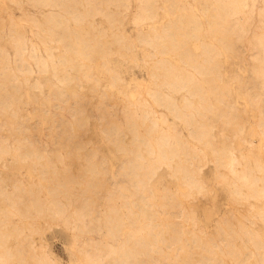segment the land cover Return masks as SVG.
<instances>
[{
    "label": "bare ground",
    "instance_id": "6f19581e",
    "mask_svg": "<svg viewBox=\"0 0 264 264\" xmlns=\"http://www.w3.org/2000/svg\"><path fill=\"white\" fill-rule=\"evenodd\" d=\"M10 1L19 5L21 16L17 18L5 8L8 31H0V40L14 48L10 54L0 41V227H8L12 216L32 221L42 218L49 226L62 223L74 239L77 264H264V236L255 227L258 219H264V207H255L264 200V152L251 138L253 133L264 136V27L255 28L245 37L254 7L249 10L247 0H207L213 10L208 32L214 40L207 42L199 38L202 23L192 9L182 16L177 0H164L170 16L158 28L151 27L152 35L138 30V39L156 49L145 58L161 77L158 85L165 87L147 90L153 98L150 103L142 95L115 92L122 77L107 58L113 53L112 43L132 47L129 37L114 29L120 16L112 6L127 0ZM24 2L29 7L23 6ZM207 6L205 3L203 11ZM154 13L151 0H140L133 22H143ZM68 14L77 24L100 14L110 24L100 29L104 34L110 29L111 40L94 42L91 32L85 34L68 24ZM257 14L258 20L264 19V7ZM4 18L1 16L2 21ZM20 20L39 27L41 32L32 28L27 33ZM239 39L246 45H237ZM194 40L200 50L191 47ZM39 42L53 63L58 59L75 70L74 75L65 71L62 82L80 81L81 75L92 79L95 89L101 87L93 109L86 96L55 88V99L67 102V106L71 100L69 117L57 113L52 120L61 143L68 148L65 154L47 149L35 134L17 138L1 132L7 115L14 117L20 109L24 94L19 74L29 83L33 72L29 61L45 67ZM218 45L234 50L245 61L246 79L232 72L233 80H239L246 92L240 109L232 103L230 83L221 82L223 63ZM55 48L61 50L57 57L52 53ZM167 54L178 56L180 62L168 59ZM95 57L107 74L104 84L95 72ZM133 91L137 92V86ZM180 91L183 103L175 98ZM213 98L220 104L215 105ZM153 104L166 111L156 114ZM247 106L254 113L252 119L244 114ZM168 112L180 123L165 125ZM89 118L98 122L107 142L127 153L116 168L127 187L109 183L104 159L98 154L100 145L88 136ZM73 124H78V130L72 128ZM215 125L222 132L221 145L212 134ZM181 127L186 129L185 134ZM226 127H232L230 135L223 133ZM28 128L26 116L14 127L18 131ZM127 132L129 141L125 140ZM236 142H246L247 148L238 149ZM80 148H85V163L75 172L63 159L72 154L78 158ZM207 161L214 165V180L226 186L237 209L248 201L240 215L231 206L223 208L209 230L199 223L194 208L185 204L198 195L206 198L211 187L200 174ZM25 163H30L28 179L21 172ZM162 166L170 170L174 186L160 183L157 192L153 176ZM103 186L107 190L101 195ZM124 187L130 193H123ZM101 197L109 204V213L98 208ZM117 199L128 207L126 219L113 202ZM13 227L15 231L0 230V264H12L14 259L22 264L28 260V264H56L46 244ZM100 232L105 236L95 235ZM13 235L17 238L10 245ZM238 240L241 245H237Z\"/></svg>",
    "mask_w": 264,
    "mask_h": 264
},
{
    "label": "rangeland",
    "instance_id": "374dc122",
    "mask_svg": "<svg viewBox=\"0 0 264 264\" xmlns=\"http://www.w3.org/2000/svg\"><path fill=\"white\" fill-rule=\"evenodd\" d=\"M154 3L155 13L151 18H146L143 22L134 23L133 16L137 7L140 3V0H127L125 4H117L113 5L112 9L118 12L120 19L116 21L114 25V29L129 37L132 43V47H123L119 44L112 43L110 47L112 49V55H108V60L113 65L115 70L122 77V81H120L115 87V92L122 95L124 92H128L131 97H135L138 95H142L146 100L150 103H153L152 96L147 92L149 89H162L164 90V86L158 85L160 83L161 77L160 75H156L155 67L153 64L145 58L146 55L150 52H155L156 49L151 45H148L144 41H140L138 39V30L148 33L150 35L153 34L151 27L157 26L161 24L167 17L170 16V12L165 8L164 0H151ZM176 4L180 6V13L182 16H186V14L190 13V10L196 13L199 21L202 23L200 28L199 38L208 41H214L210 38V34L208 32V23L213 19L210 3L207 0H177ZM207 4V10L203 11L204 4ZM25 7H29L28 3L24 2L22 4ZM247 5L249 10L254 7V13L251 17H249L246 26L248 27L245 37L250 36L253 33L255 28L264 27V19L258 20V10L264 7V0H247ZM10 10L17 18L21 16V10L19 9V5H15L10 0H0V31L6 32L8 31V19L7 13L5 11ZM1 16L5 17L4 20H1ZM24 30L28 33L30 29L34 28L35 30L40 31L39 27L31 25L26 20L19 21ZM2 23L4 24L2 26ZM68 24L72 27H77L83 33H90L94 35V42H107L111 40L110 29H107L105 34L101 31L100 28L109 27V22L106 18L101 16L100 14L95 15L93 18L85 19L80 24H77L73 18L68 14ZM41 32V31H40ZM1 41V40H0ZM7 48L10 54H13L14 48L11 43L6 41H1ZM216 43V42H215ZM235 43L237 45H246L240 39L236 40ZM40 52L45 57V67L41 68L40 63H36L33 60H30V64L32 65L33 72L30 75L29 83L25 82L24 77L19 74V78L22 81V93L24 94L22 97V102L20 103V109L13 117L11 115H7V123L2 125L1 132L4 134H8L10 137L20 138L23 134H35L38 136L39 141L43 144L47 145V149L59 150L61 153L65 154V151L68 150L66 146H64L61 141L62 137L58 136V128L56 123L52 122L55 117V114L59 113L62 117H69L70 110V101L67 102L55 99L53 97V92L56 87H62L65 92L70 95L75 92L80 93L81 95L86 96L89 99L90 103L88 104L91 109L94 108V103L99 97L101 87L97 89L94 88V81L92 79H84L81 75L82 80H70L66 82H62V77L65 75V71L70 73L71 75L75 74V70L70 67H65L62 65L58 59H56L55 63L48 57L46 50L43 45L39 42ZM219 46L220 49V59L222 60L223 67L221 71L223 74L221 75V82L230 83V93L232 103L238 108L243 107V101L246 98V92L242 87V84L239 80H233L232 72L236 71L241 74L243 79H246V68L245 61L240 58V54H236L234 50L227 49L224 46ZM191 47L194 50H200V44L197 40H194L191 44ZM60 49L55 48L52 50V53L57 57L60 54ZM247 52V51H246ZM246 52L244 53V57L247 58ZM159 55V54H158ZM168 59L172 60L175 63H179V58L173 54L166 55ZM94 68L97 76L100 78L101 84H104L107 79V74L104 73L103 67L100 64L99 57L94 58ZM34 83V84H31ZM29 85V86H28ZM133 86H137V92L133 91ZM251 91V90H250ZM252 92V91H251ZM184 94L182 91L175 93V98L179 103H183ZM193 101H197V97L192 98ZM215 105L220 104L219 100L212 99ZM153 108L156 114L161 115L162 111H166L164 107L153 104ZM244 114L248 116L250 119L254 117V113L251 111L250 107L247 106ZM22 116L27 117L28 129H24L22 131L15 130L16 122L22 118ZM180 123L177 118H175L172 114L168 112L167 119L165 121V125H171L172 123ZM88 126L90 127L88 136L91 140L99 147V156L104 159V166L106 168V176H108L109 183H121L127 187L125 182H121V174L116 172V168L118 164L123 160V158L127 155L126 152L117 149V147L105 140L102 132L99 130L98 122L94 118L88 119ZM78 124H73L72 128L74 130H78ZM248 129V127H247ZM182 133H186V129L181 127ZM232 131V127H226L223 129V133L230 135ZM212 134L214 139L217 140L218 145H221V129L219 126L215 125L212 128ZM251 138L254 140L255 145L258 149L264 150V136L258 134H251ZM125 140H130V133L127 132L125 136ZM11 144V140H8ZM98 144V145H97ZM200 144V143H198ZM235 146L238 149H246V142H242L238 144L236 142ZM261 152H264L262 151ZM85 148H80L79 157L75 158V154L70 157L64 156L63 163L70 164L71 169L75 172L78 171L79 167L82 163H85L84 157ZM207 157H210L209 150L206 149ZM78 159V161H75ZM264 162V161H262ZM56 164L61 166L62 163L57 161ZM16 171V170H15ZM12 171H5L4 174H11ZM21 172L24 174L25 178H29L31 176L30 163H25L22 165ZM201 178L205 182L207 186H210V190L208 191L206 198L201 195L196 196L195 199L191 201H185V204H190L197 214L199 219V223H201L205 229L209 230L211 224L215 218V216L223 210V208L231 206L234 208V211L237 215H240L242 211L245 210L248 205V201L242 203L241 208L237 209L236 204L232 202L229 198V194L226 186L223 183H217L214 180V165L211 161H207L202 169V173L200 174ZM153 180L156 182V190L159 191L160 183L164 185L174 184L170 180V170L166 167H160L153 176ZM121 188L123 193L128 194L130 190L128 188ZM107 190V186H103L101 188V195ZM115 205L119 208V213L122 214V217L126 219L125 213L128 210L127 205H123L122 201L117 199L113 201ZM3 206V203L0 202V207ZM109 204L105 200L104 197H101L98 200V208L103 211L109 213ZM256 208L264 207V200L257 203L255 205ZM13 225L17 226L18 229L22 230L25 233H30L35 241L46 244V251L49 255H51L56 264H77V258L75 253V244L74 239L71 235V231L69 228L64 226L62 223L48 225L45 219H37L35 221L29 220L27 218H19L18 216H12L11 223L8 227L2 226L0 230L7 231L12 229L15 231ZM255 227L259 230L260 234L264 236V219H258L255 223ZM123 229L126 228V225H123ZM97 237H104L105 233H95ZM20 238L24 237L23 234L19 235ZM17 236L13 235L11 240L9 241L10 245H14ZM237 245H241V241H237ZM198 256V254H196ZM31 262L28 260L27 264ZM12 264H22L19 263L17 259L13 260ZM171 264V262H169ZM178 264V263H176Z\"/></svg>",
    "mask_w": 264,
    "mask_h": 264
}]
</instances>
